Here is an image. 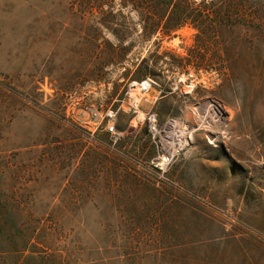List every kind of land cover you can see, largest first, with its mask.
<instances>
[{
    "label": "rangeland",
    "instance_id": "1",
    "mask_svg": "<svg viewBox=\"0 0 264 264\" xmlns=\"http://www.w3.org/2000/svg\"><path fill=\"white\" fill-rule=\"evenodd\" d=\"M91 5L0 0V264H264V0L211 36L226 75L161 56L131 81L156 37Z\"/></svg>",
    "mask_w": 264,
    "mask_h": 264
},
{
    "label": "trees",
    "instance_id": "2",
    "mask_svg": "<svg viewBox=\"0 0 264 264\" xmlns=\"http://www.w3.org/2000/svg\"><path fill=\"white\" fill-rule=\"evenodd\" d=\"M91 6H105L109 9L107 14L117 6L118 12L123 9L133 10L139 21L140 36L142 38H156L150 43L147 56L137 59L133 62L131 68H136L135 72L130 75L125 71L123 75L125 80H141L147 74H150L148 68H157L158 59L166 56V60L161 59V63L169 68L182 70L188 66L195 68H215L214 70L224 76L227 73L223 68H234L232 58L224 51L221 55L208 54L207 46L211 42V36L221 35L224 25H230L231 28L237 26L239 21H246L250 14L246 6L250 0H216L209 5L203 1L195 2L189 0H83ZM261 2L262 0H252ZM253 16V15H252ZM190 24L198 29L194 39V44L190 46L186 54L175 55L171 52H163L158 55L160 49V37L169 36L172 32L182 26ZM106 25L109 30L121 42L124 38L119 32ZM110 46V43L106 41ZM112 50H117L122 58L127 51L126 47L117 44ZM151 58H156L151 60ZM162 66V65H161ZM228 70V69H227ZM81 129V128H80ZM87 155V154H86Z\"/></svg>",
    "mask_w": 264,
    "mask_h": 264
},
{
    "label": "bare ground",
    "instance_id": "3",
    "mask_svg": "<svg viewBox=\"0 0 264 264\" xmlns=\"http://www.w3.org/2000/svg\"><path fill=\"white\" fill-rule=\"evenodd\" d=\"M133 85H135V83L133 84ZM143 88H148L149 86H150V84L147 82V81H143L142 82V84H140ZM135 87V86H134ZM138 89V88H137ZM190 89V88H189ZM188 89V90H189ZM219 116H220V114H221V111H217L216 112ZM189 137H187V139H188ZM186 140L184 139V141H182V142H185ZM166 160H168V159H166V158H163V162H162V164L164 163V162H166Z\"/></svg>",
    "mask_w": 264,
    "mask_h": 264
},
{
    "label": "built area",
    "instance_id": "4",
    "mask_svg": "<svg viewBox=\"0 0 264 264\" xmlns=\"http://www.w3.org/2000/svg\"><path fill=\"white\" fill-rule=\"evenodd\" d=\"M109 129H110V131H111V130L113 129V127H110Z\"/></svg>",
    "mask_w": 264,
    "mask_h": 264
}]
</instances>
